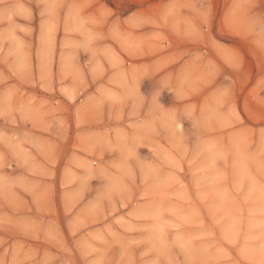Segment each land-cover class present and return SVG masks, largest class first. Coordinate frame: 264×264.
<instances>
[{
	"label": "rangeland",
	"instance_id": "rangeland-1",
	"mask_svg": "<svg viewBox=\"0 0 264 264\" xmlns=\"http://www.w3.org/2000/svg\"><path fill=\"white\" fill-rule=\"evenodd\" d=\"M0 264H264V0H0Z\"/></svg>",
	"mask_w": 264,
	"mask_h": 264
}]
</instances>
